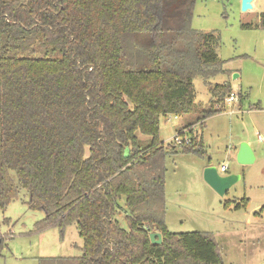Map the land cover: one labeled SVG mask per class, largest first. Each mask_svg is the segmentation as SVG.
Masks as SVG:
<instances>
[{
  "label": "trees",
  "instance_id": "obj_1",
  "mask_svg": "<svg viewBox=\"0 0 264 264\" xmlns=\"http://www.w3.org/2000/svg\"><path fill=\"white\" fill-rule=\"evenodd\" d=\"M194 3L0 0V210L23 191L44 214L37 230L75 224L82 240L80 256L40 264H224L212 234L172 232L164 220L165 159L178 146L206 151L190 132L188 144L165 147L160 119L203 121L231 94L210 82L225 71L215 34L190 26ZM197 76L206 103L195 100Z\"/></svg>",
  "mask_w": 264,
  "mask_h": 264
},
{
  "label": "rangeland",
  "instance_id": "obj_2",
  "mask_svg": "<svg viewBox=\"0 0 264 264\" xmlns=\"http://www.w3.org/2000/svg\"><path fill=\"white\" fill-rule=\"evenodd\" d=\"M240 3L195 0L190 26L215 34L216 53L225 71L211 77L210 82L229 85L236 100L207 118L204 126L195 115L160 119L159 138L165 147L171 146L180 126L190 123L180 138H190V133L202 135L207 151L206 157L200 158L182 154L178 146L176 155L169 154L165 159L164 220L172 232L212 234L224 264H264V0H253V8L248 11H242ZM193 85L195 100L208 102L211 96L203 78L197 76ZM238 94L242 96L240 102ZM241 143L253 152L254 160L249 164L241 165L236 160L234 149L238 150ZM204 163L224 166L240 179L219 196L203 180ZM23 194L21 191L15 201L0 210V264H40L42 258L80 256L82 240L75 224L61 230H37L35 223L44 214L28 209ZM242 198L248 200L243 209L223 207L224 201ZM257 212L259 215L254 214ZM123 214L120 210L117 216L122 223Z\"/></svg>",
  "mask_w": 264,
  "mask_h": 264
},
{
  "label": "water",
  "instance_id": "obj_3",
  "mask_svg": "<svg viewBox=\"0 0 264 264\" xmlns=\"http://www.w3.org/2000/svg\"><path fill=\"white\" fill-rule=\"evenodd\" d=\"M253 0H241L240 6L242 11H248L253 8ZM236 77V74H234ZM236 160L239 164H249L254 160L253 152L246 143H241L237 153ZM213 165H207L202 172L204 182L219 196H223L229 188L236 183L240 176L238 174L227 173ZM149 239L152 244H160L161 236L158 232H152L149 234Z\"/></svg>",
  "mask_w": 264,
  "mask_h": 264
},
{
  "label": "built area",
  "instance_id": "obj_4",
  "mask_svg": "<svg viewBox=\"0 0 264 264\" xmlns=\"http://www.w3.org/2000/svg\"><path fill=\"white\" fill-rule=\"evenodd\" d=\"M236 100V96L234 94H230L225 100H224V105H231V103L233 101ZM184 133V131L182 132V134ZM181 134V135H182ZM258 141L262 142L263 139L260 135H258L257 137ZM190 142V138L189 137H184V138H180V134H177L173 137V143L176 144V145H180V144H188ZM222 171H225L226 170V167L222 166L221 168Z\"/></svg>",
  "mask_w": 264,
  "mask_h": 264
},
{
  "label": "crops",
  "instance_id": "obj_5",
  "mask_svg": "<svg viewBox=\"0 0 264 264\" xmlns=\"http://www.w3.org/2000/svg\"><path fill=\"white\" fill-rule=\"evenodd\" d=\"M220 84H225V83H220ZM210 95V94H209ZM210 100V99H209ZM242 100V98L240 97V100H239V102ZM197 102H201V101H197ZM240 111V109L238 110V112ZM241 112V111H240ZM218 114V113H217ZM196 116V115H195ZM194 116V117H195ZM209 118V117H208ZM207 119V118H206ZM205 119V120H206ZM205 120H203L202 121V124H201V126H204L205 125ZM188 125L190 124V123H187ZM187 124H185V125H187ZM185 125H182V126H180L177 130H184V129H186V127H185ZM193 126V125H192ZM195 128V127H194ZM176 130V131H177ZM200 136H202V135H200ZM205 146V145H204ZM206 153H207V151H206ZM234 153L236 154L237 153V149H234ZM206 157V156H205ZM208 160L210 161V158H208ZM207 165H210V163H204V165L202 166V170L207 166ZM225 172H227V170L225 171ZM228 173V172H227ZM229 209H233V206H230V208ZM254 214H256V213H254Z\"/></svg>",
  "mask_w": 264,
  "mask_h": 264
}]
</instances>
